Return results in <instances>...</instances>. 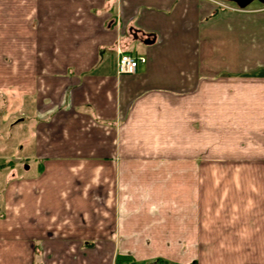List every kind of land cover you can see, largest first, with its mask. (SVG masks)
Returning <instances> with one entry per match:
<instances>
[{
    "label": "crops",
    "instance_id": "0c3cea01",
    "mask_svg": "<svg viewBox=\"0 0 264 264\" xmlns=\"http://www.w3.org/2000/svg\"><path fill=\"white\" fill-rule=\"evenodd\" d=\"M218 2L0 0V264H264V5Z\"/></svg>",
    "mask_w": 264,
    "mask_h": 264
},
{
    "label": "built area",
    "instance_id": "2783aa9c",
    "mask_svg": "<svg viewBox=\"0 0 264 264\" xmlns=\"http://www.w3.org/2000/svg\"><path fill=\"white\" fill-rule=\"evenodd\" d=\"M218 5L222 9H230L233 11H241L236 5L229 7L226 5V2L219 0ZM117 48V60L115 65V70L117 75H132L136 72L139 65L145 63V58L140 56H134L126 53L121 47L116 46Z\"/></svg>",
    "mask_w": 264,
    "mask_h": 264
},
{
    "label": "water",
    "instance_id": "95a60500",
    "mask_svg": "<svg viewBox=\"0 0 264 264\" xmlns=\"http://www.w3.org/2000/svg\"><path fill=\"white\" fill-rule=\"evenodd\" d=\"M222 1L233 3L234 5H236L241 10L247 8L253 2H258L259 4L264 5V0H222ZM143 43L144 44H151L152 42L149 40H146Z\"/></svg>",
    "mask_w": 264,
    "mask_h": 264
},
{
    "label": "trees",
    "instance_id": "16d2710c",
    "mask_svg": "<svg viewBox=\"0 0 264 264\" xmlns=\"http://www.w3.org/2000/svg\"><path fill=\"white\" fill-rule=\"evenodd\" d=\"M132 260L129 257L117 255L114 260V264H129Z\"/></svg>",
    "mask_w": 264,
    "mask_h": 264
},
{
    "label": "rangeland",
    "instance_id": "374dc122",
    "mask_svg": "<svg viewBox=\"0 0 264 264\" xmlns=\"http://www.w3.org/2000/svg\"><path fill=\"white\" fill-rule=\"evenodd\" d=\"M24 167H28V166L25 165ZM129 259H131V258H129ZM131 260H132V262L129 263V264H139V263H136L133 259H131ZM143 264H167V263L162 262V261H154V262H151V263H143Z\"/></svg>",
    "mask_w": 264,
    "mask_h": 264
}]
</instances>
